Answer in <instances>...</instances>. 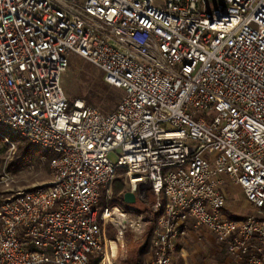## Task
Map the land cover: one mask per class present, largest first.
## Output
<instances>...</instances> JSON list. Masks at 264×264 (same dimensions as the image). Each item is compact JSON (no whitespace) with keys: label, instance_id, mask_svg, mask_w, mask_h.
<instances>
[{"label":"built area","instance_id":"1","mask_svg":"<svg viewBox=\"0 0 264 264\" xmlns=\"http://www.w3.org/2000/svg\"><path fill=\"white\" fill-rule=\"evenodd\" d=\"M70 55L123 91L113 112L68 99ZM4 133L51 152L53 179L0 188V264L106 255L137 211L110 207L119 179L153 200L148 264H175L190 226L264 264V0H0ZM229 185L250 214L228 215Z\"/></svg>","mask_w":264,"mask_h":264},{"label":"rangeland","instance_id":"2","mask_svg":"<svg viewBox=\"0 0 264 264\" xmlns=\"http://www.w3.org/2000/svg\"><path fill=\"white\" fill-rule=\"evenodd\" d=\"M69 59V68L62 78V88L68 99L70 101L77 99L85 101L87 105L97 108L103 113L113 112L123 96V91L106 85L102 80V72L89 61L76 55H70ZM119 155V152H113L109 158L116 163ZM52 157L51 152L32 145L23 138L12 137L4 133L3 136H0V178L5 177L7 185L0 186V188H7L15 192L49 183L53 179L50 169ZM16 158L19 161L17 160L14 169L9 170L10 163L15 162ZM127 191L128 188L124 185L123 180H117L114 184V199L110 207L129 211V205L125 204L123 198ZM227 193L230 211L244 209L245 214L251 213L239 187L229 185ZM152 201L151 198L146 201L138 198L136 204L133 205L137 211L130 216L132 223L129 225V232L119 240L117 231L109 228L107 233L108 253L100 259L92 257L91 261L97 260L96 264L151 263L154 255L151 236L156 224V217L150 210ZM230 256L222 252L216 257V260L231 262L233 258ZM174 258L175 264H180L181 260L176 256L175 251ZM242 263L244 264L240 260L239 264Z\"/></svg>","mask_w":264,"mask_h":264},{"label":"crops","instance_id":"3","mask_svg":"<svg viewBox=\"0 0 264 264\" xmlns=\"http://www.w3.org/2000/svg\"><path fill=\"white\" fill-rule=\"evenodd\" d=\"M238 213V209H235V211L228 209L230 217L236 218L239 216ZM218 250L219 247L210 234L196 231L190 226L186 235L177 242L175 254L181 260L180 264H239L240 260L233 256H230L233 258L231 262L226 260L224 262L217 261L216 257L222 253Z\"/></svg>","mask_w":264,"mask_h":264},{"label":"water","instance_id":"4","mask_svg":"<svg viewBox=\"0 0 264 264\" xmlns=\"http://www.w3.org/2000/svg\"><path fill=\"white\" fill-rule=\"evenodd\" d=\"M123 198H124L125 204L127 205H134L137 202L136 196L132 192H129V191H127L124 194Z\"/></svg>","mask_w":264,"mask_h":264},{"label":"trees","instance_id":"5","mask_svg":"<svg viewBox=\"0 0 264 264\" xmlns=\"http://www.w3.org/2000/svg\"><path fill=\"white\" fill-rule=\"evenodd\" d=\"M102 80H103V82L105 83L103 75H102ZM105 84H106V83H105ZM106 85H107V84H106ZM108 86H109V85H108ZM47 154H48V153H47ZM52 156H53V155H52ZM17 160L19 161V159L16 158V159H15V162L12 161V162L10 163V165H9V167H8L9 170L14 169ZM97 262H98L97 260H96V261H91L90 264H96Z\"/></svg>","mask_w":264,"mask_h":264},{"label":"bare ground","instance_id":"6","mask_svg":"<svg viewBox=\"0 0 264 264\" xmlns=\"http://www.w3.org/2000/svg\"><path fill=\"white\" fill-rule=\"evenodd\" d=\"M118 221L124 226L123 220L120 217Z\"/></svg>","mask_w":264,"mask_h":264}]
</instances>
